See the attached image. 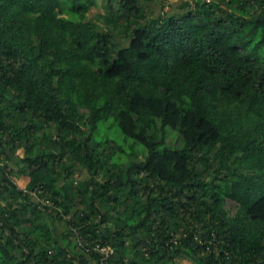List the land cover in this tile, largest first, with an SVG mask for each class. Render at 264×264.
I'll return each instance as SVG.
<instances>
[{
    "label": "trees",
    "instance_id": "trees-1",
    "mask_svg": "<svg viewBox=\"0 0 264 264\" xmlns=\"http://www.w3.org/2000/svg\"><path fill=\"white\" fill-rule=\"evenodd\" d=\"M154 1L0 0V264H264V0Z\"/></svg>",
    "mask_w": 264,
    "mask_h": 264
},
{
    "label": "rangeland",
    "instance_id": "rangeland-1",
    "mask_svg": "<svg viewBox=\"0 0 264 264\" xmlns=\"http://www.w3.org/2000/svg\"><path fill=\"white\" fill-rule=\"evenodd\" d=\"M159 1V0H158ZM158 1H154L153 2V7H154V11L153 13L151 14L153 17H157L159 16L160 14H162L161 12L164 11L165 12V9H162L160 6H161V3H164L165 6L166 5H169L171 7V12H175V10L178 9V7H180V5L182 4V2L184 1H189V2H196L197 0H163V2H158ZM224 7V5H222ZM95 13H105V8H104V5L102 4V0H96V6L93 7L92 9H90V11L88 12V16H91V14H95ZM77 179L80 180V179H83L84 178V175L82 174H77L76 175ZM226 209L229 210L230 212V215H232L234 212H235V205L234 203L232 202H227L226 203ZM64 228V226H61L60 227V230H62Z\"/></svg>",
    "mask_w": 264,
    "mask_h": 264
},
{
    "label": "built area",
    "instance_id": "built-area-1",
    "mask_svg": "<svg viewBox=\"0 0 264 264\" xmlns=\"http://www.w3.org/2000/svg\"><path fill=\"white\" fill-rule=\"evenodd\" d=\"M100 252L104 254V258L102 259V263L107 260L109 255L113 252L110 247H96Z\"/></svg>",
    "mask_w": 264,
    "mask_h": 264
}]
</instances>
